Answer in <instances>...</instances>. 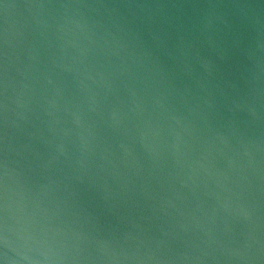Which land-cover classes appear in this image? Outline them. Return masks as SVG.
<instances>
[{
	"label": "water",
	"instance_id": "obj_1",
	"mask_svg": "<svg viewBox=\"0 0 264 264\" xmlns=\"http://www.w3.org/2000/svg\"><path fill=\"white\" fill-rule=\"evenodd\" d=\"M0 264H264V0H0Z\"/></svg>",
	"mask_w": 264,
	"mask_h": 264
}]
</instances>
